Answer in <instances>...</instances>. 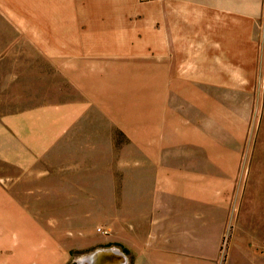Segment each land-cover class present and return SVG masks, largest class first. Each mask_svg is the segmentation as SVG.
Here are the masks:
<instances>
[{
	"label": "crops",
	"instance_id": "crops-1",
	"mask_svg": "<svg viewBox=\"0 0 264 264\" xmlns=\"http://www.w3.org/2000/svg\"><path fill=\"white\" fill-rule=\"evenodd\" d=\"M137 1L126 53L95 59L115 68L87 65L82 58V77H72V96L4 117L0 156L16 172L42 173L43 160L55 161L58 148L69 145L62 152L71 159L63 169H72L69 180L54 182L52 189L82 191L91 187L82 182V141H97L93 136L108 126L110 144L106 149L90 145L87 163L101 174L110 159L111 241L133 249L139 255L136 264H146L148 231L158 237L159 253H177L182 232H191L192 222H201L196 231L217 228L219 233L232 221L247 131L244 119L230 113L218 121L227 139L217 138L213 114L223 102L215 95L234 93L240 101L241 95L252 94L255 72H248L247 62L254 61L256 45L243 36L246 0H158L157 12L147 1ZM135 76L142 80L138 89ZM119 88L142 97L118 96ZM183 100L190 104L191 129L179 121ZM168 122L172 132L166 129ZM118 134L125 137L126 148L114 154ZM95 183L102 188V182ZM82 200L81 192L55 197L52 214L73 222L79 212L73 206H81ZM96 200H102L101 194Z\"/></svg>",
	"mask_w": 264,
	"mask_h": 264
},
{
	"label": "rangeland",
	"instance_id": "rangeland-1",
	"mask_svg": "<svg viewBox=\"0 0 264 264\" xmlns=\"http://www.w3.org/2000/svg\"><path fill=\"white\" fill-rule=\"evenodd\" d=\"M139 3L0 0V121L22 108L72 96L76 88L72 77H82V58L87 65L115 68L114 63L95 59L113 52L126 53L135 31L129 25L135 21L132 8ZM146 4L157 12L158 0ZM245 14L243 36L256 45L254 61L247 62L248 72L251 68L255 72V87L252 94L241 95L244 99L240 101L234 93L216 94V100L223 103L213 114L220 140H226L228 134L218 121L230 113L244 119L247 131L232 204L233 219L223 224L219 233L217 228L196 231L195 225L201 227V222H192L191 232H182L177 253H159V239L148 231L146 264H264V0H246ZM118 74L125 75L122 71ZM141 83V77L135 76L134 88ZM116 93L135 96L136 100L142 97L138 91L123 92L120 88ZM183 101V108L177 110L179 121L191 129L190 104ZM95 117L104 120L100 115ZM102 129L103 134L93 136L97 141H82V182L91 186L82 191L52 189L54 182L69 180L72 169H63L71 159L62 157L63 151L70 150L69 145L58 148L55 161L47 157L43 160L39 166L42 173L16 172L14 165L0 156V264H78L82 259L88 264L87 258L94 252L109 248L124 254V264H136L139 255L133 249L111 241L110 159L107 166L104 162L101 174L96 173L97 166L87 163L92 146L101 144L106 149L110 144L105 131L109 127ZM166 129L172 132L173 124L168 122ZM125 140L118 134L114 154L126 148ZM98 176L101 180H96ZM95 182H102V188H96ZM78 192L85 203L73 206L79 211L75 221L63 222L52 214L55 197H73ZM100 194L102 200H96Z\"/></svg>",
	"mask_w": 264,
	"mask_h": 264
},
{
	"label": "bare ground",
	"instance_id": "bare-ground-1",
	"mask_svg": "<svg viewBox=\"0 0 264 264\" xmlns=\"http://www.w3.org/2000/svg\"><path fill=\"white\" fill-rule=\"evenodd\" d=\"M125 261V256L119 249L104 251V254L101 256L96 254L93 257V264H124Z\"/></svg>",
	"mask_w": 264,
	"mask_h": 264
},
{
	"label": "water",
	"instance_id": "water-1",
	"mask_svg": "<svg viewBox=\"0 0 264 264\" xmlns=\"http://www.w3.org/2000/svg\"><path fill=\"white\" fill-rule=\"evenodd\" d=\"M111 249H113V248H109V249H100V250L94 252L89 258H87V260H88V264H93V257H94L96 254H98V256H101L102 254H104V251L107 252V251H109V250H111ZM108 263H109V262H108ZM78 264H86V263H85V259L80 260V261L78 262Z\"/></svg>",
	"mask_w": 264,
	"mask_h": 264
},
{
	"label": "built area",
	"instance_id": "built-area-1",
	"mask_svg": "<svg viewBox=\"0 0 264 264\" xmlns=\"http://www.w3.org/2000/svg\"><path fill=\"white\" fill-rule=\"evenodd\" d=\"M142 1H150V0H142ZM101 230V229H100Z\"/></svg>",
	"mask_w": 264,
	"mask_h": 264
}]
</instances>
